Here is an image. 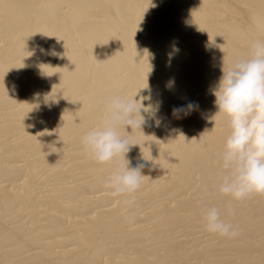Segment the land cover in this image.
I'll use <instances>...</instances> for the list:
<instances>
[{"label": "bare ground", "instance_id": "obj_1", "mask_svg": "<svg viewBox=\"0 0 264 264\" xmlns=\"http://www.w3.org/2000/svg\"><path fill=\"white\" fill-rule=\"evenodd\" d=\"M254 41L264 0H0V264H264V194L219 191L213 95ZM146 82L156 117L118 129L144 165L126 205L106 184L123 156L81 141ZM209 207L239 235L209 232Z\"/></svg>", "mask_w": 264, "mask_h": 264}, {"label": "clouds", "instance_id": "obj_2", "mask_svg": "<svg viewBox=\"0 0 264 264\" xmlns=\"http://www.w3.org/2000/svg\"><path fill=\"white\" fill-rule=\"evenodd\" d=\"M174 51L178 52V47L174 46ZM144 92L148 95H143ZM213 95L216 114L226 117L229 127L221 154V167L228 174L223 177L219 191L235 200L253 193L264 194V42H252L247 57L234 59L228 67L222 66ZM151 99L147 82L130 98L111 97L106 102V114L100 126L89 130L81 141L84 150L97 162L106 163L123 156L124 165L110 175L106 184L112 196L129 195L124 201L126 205L134 203L131 194L140 187L144 165L131 166L126 154L134 144L118 129H141L148 123L145 113L155 118L159 105L153 106ZM179 111V108L173 109L174 113ZM156 123L158 126L159 120ZM204 218L211 233L228 238L239 235L238 228L226 223L216 207L207 208Z\"/></svg>", "mask_w": 264, "mask_h": 264}]
</instances>
